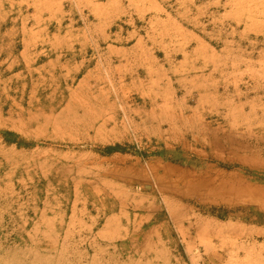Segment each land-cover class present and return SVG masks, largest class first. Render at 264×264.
Listing matches in <instances>:
<instances>
[{
  "label": "rangeland",
  "instance_id": "obj_1",
  "mask_svg": "<svg viewBox=\"0 0 264 264\" xmlns=\"http://www.w3.org/2000/svg\"><path fill=\"white\" fill-rule=\"evenodd\" d=\"M0 264H264V0H0Z\"/></svg>",
  "mask_w": 264,
  "mask_h": 264
},
{
  "label": "trees",
  "instance_id": "obj_2",
  "mask_svg": "<svg viewBox=\"0 0 264 264\" xmlns=\"http://www.w3.org/2000/svg\"><path fill=\"white\" fill-rule=\"evenodd\" d=\"M118 151H121V148L119 146L108 147V148L104 149V153H106V154H110V153H114V152H118Z\"/></svg>",
  "mask_w": 264,
  "mask_h": 264
}]
</instances>
